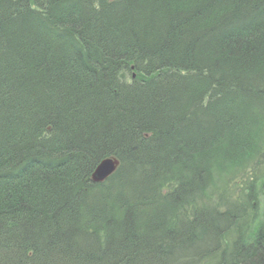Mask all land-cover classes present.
Wrapping results in <instances>:
<instances>
[{
  "label": "trees",
  "instance_id": "trees-1",
  "mask_svg": "<svg viewBox=\"0 0 264 264\" xmlns=\"http://www.w3.org/2000/svg\"><path fill=\"white\" fill-rule=\"evenodd\" d=\"M263 167L264 0H0V264H264Z\"/></svg>",
  "mask_w": 264,
  "mask_h": 264
},
{
  "label": "rangeland",
  "instance_id": "rangeland-1",
  "mask_svg": "<svg viewBox=\"0 0 264 264\" xmlns=\"http://www.w3.org/2000/svg\"><path fill=\"white\" fill-rule=\"evenodd\" d=\"M203 36H205V37H207V36L211 37L212 35L210 34V32L207 31ZM131 79H132L131 78V73L130 72H126L125 81L126 82H128V81L130 82ZM251 165H254V164H249L248 166H251ZM262 172L264 173V167L263 168H260L259 171H257V173H262ZM221 176H223V174ZM246 176H250V175H247L246 174ZM223 177H225V176H223ZM208 178H209V176H208ZM238 179H239V183H241L240 181H244L245 182V180L244 179L242 180L241 177H238ZM251 182H252V185H254V193H255V195H257V200L256 201H252V204H253L252 205V207H253L252 208V213H253V218H255V219H253V221H256V225L259 226L260 223H263L264 222V185H263L264 181L263 180H260L257 183H255L254 181H251ZM209 185H210V182H207L206 186L209 187ZM230 186H232V185H230ZM239 186H240V189H239L238 193L236 192L234 194V197H238L241 194V192H242L241 188H243V186L242 185H239ZM220 188L221 187H219V190H218V188H216L215 191H214V193H213V189H211L210 187L207 188V190L204 192V197L205 196L207 197V201H206L207 203L213 204V206L216 205L218 208L223 209V208H221V206H218L219 205V202H220L219 196L222 193V191H220ZM223 195H224V197H227L226 196L227 195L226 193H224ZM223 211H225V210H223ZM250 221L251 220H248L247 224ZM224 239H225V237L223 239H221L220 241L223 244H226L227 243V240H229V238H227L226 240H224ZM247 261H249V259ZM241 262H243V261H241ZM246 264H249V263H246Z\"/></svg>",
  "mask_w": 264,
  "mask_h": 264
},
{
  "label": "water",
  "instance_id": "water-1",
  "mask_svg": "<svg viewBox=\"0 0 264 264\" xmlns=\"http://www.w3.org/2000/svg\"><path fill=\"white\" fill-rule=\"evenodd\" d=\"M120 161L121 160L116 156L104 157V159L95 168L91 180L97 183H104L105 180L117 172L119 166L121 165Z\"/></svg>",
  "mask_w": 264,
  "mask_h": 264
},
{
  "label": "bare ground",
  "instance_id": "bare-ground-1",
  "mask_svg": "<svg viewBox=\"0 0 264 264\" xmlns=\"http://www.w3.org/2000/svg\"><path fill=\"white\" fill-rule=\"evenodd\" d=\"M193 192V191H192ZM192 192L190 194H192Z\"/></svg>",
  "mask_w": 264,
  "mask_h": 264
}]
</instances>
